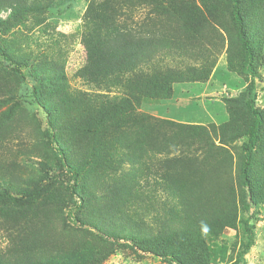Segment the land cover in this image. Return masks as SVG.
<instances>
[{
	"label": "rangeland",
	"instance_id": "rangeland-1",
	"mask_svg": "<svg viewBox=\"0 0 264 264\" xmlns=\"http://www.w3.org/2000/svg\"><path fill=\"white\" fill-rule=\"evenodd\" d=\"M101 1L0 0V45L22 71L0 56V264L31 254L38 264H230L252 209L255 242L243 264H264V126L254 200L240 177L250 78L229 0H111L119 23L183 47L100 86L77 72L87 11ZM241 1L264 116V0ZM125 101L130 122L96 125L92 111ZM47 130L77 159L76 194ZM101 141L106 167L92 163ZM73 212L85 223L74 224Z\"/></svg>",
	"mask_w": 264,
	"mask_h": 264
},
{
	"label": "trees",
	"instance_id": "trees-1",
	"mask_svg": "<svg viewBox=\"0 0 264 264\" xmlns=\"http://www.w3.org/2000/svg\"><path fill=\"white\" fill-rule=\"evenodd\" d=\"M41 1V0H40ZM53 3L54 0H46ZM230 3V17L235 27L236 35L243 51L242 70L249 75L250 81L247 85L246 98L244 104L250 115V120L246 129V139L242 144V161L240 164V177L244 187L245 193L252 194L251 199L255 200L253 180L251 178V165L254 150L260 142L262 137V130L264 126V116L262 111L256 106V87H257V70L255 69V49L253 42L249 36L245 25V17L243 14V6L241 0H229ZM118 8L112 6L111 0H104L100 3H91L89 10L86 14V20L88 21L89 28L86 34L83 36V44L87 54L86 64L81 67L77 74L83 80L95 84L102 85L114 82L120 83L123 81L121 76L133 71L140 64L154 60L161 52L171 51L174 48L181 50L182 44L173 38L167 37L164 33H149L150 30L146 27L141 29H135L129 26L126 22L119 23L117 19ZM0 56L7 59L12 64L11 68L20 76L22 75L21 65L9 58L4 48L0 45ZM161 91L165 94L170 93L171 87L169 84L160 85ZM141 88V87H140ZM146 91L149 88L146 87ZM156 94H148L157 96ZM66 101V97L62 102ZM127 102H111L105 106L100 107L96 111H92L91 115L93 120L97 121L96 125L102 124L104 129H107L109 125L114 126L118 123L124 122L127 124L129 121V112L127 110ZM49 109V108H48ZM54 111H57L56 107L49 109V123L53 125ZM128 120V121H127ZM127 121V122H126ZM94 127V126H93ZM49 129V128H48ZM47 130L46 135L52 136L50 139L52 145L55 143L58 145L55 149L56 155L59 161L67 167L71 178L73 179L70 185L71 194L78 193L79 176L81 169L76 165V160L71 159L68 148L63 143V140L59 138L56 132L51 135ZM108 143V142H107ZM106 142L101 141L98 146H94L96 150L92 163L99 164L106 167L107 162L110 160V156L106 153L109 149L105 146ZM77 150V146L74 147ZM77 153V152H76ZM109 154V153H108ZM77 158V156H76ZM167 174L164 179L174 184V178ZM176 184V183H175ZM194 189H192L193 191ZM5 196L0 194V199ZM185 197V196H183ZM81 206L76 204V210H80ZM255 217L254 209L249 214V217L245 223V229L247 232V241L244 248L238 254L235 261L230 264H243L246 254L250 251L255 242V233L253 226V219ZM70 219L74 224H84L78 217V214L73 212L70 215ZM168 257V256H164ZM175 257V256H173ZM170 257L171 259H174ZM22 260L20 263L25 264H38L36 260L37 256L31 254L26 260ZM175 260L180 261L175 258ZM39 264H43L42 262ZM185 264V263H184Z\"/></svg>",
	"mask_w": 264,
	"mask_h": 264
}]
</instances>
